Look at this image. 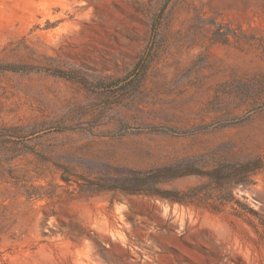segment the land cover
Returning a JSON list of instances; mask_svg holds the SVG:
<instances>
[{
	"label": "rangeland",
	"instance_id": "374dc122",
	"mask_svg": "<svg viewBox=\"0 0 264 264\" xmlns=\"http://www.w3.org/2000/svg\"><path fill=\"white\" fill-rule=\"evenodd\" d=\"M3 65L0 264H264V0H0Z\"/></svg>",
	"mask_w": 264,
	"mask_h": 264
},
{
	"label": "trees",
	"instance_id": "16d2710c",
	"mask_svg": "<svg viewBox=\"0 0 264 264\" xmlns=\"http://www.w3.org/2000/svg\"><path fill=\"white\" fill-rule=\"evenodd\" d=\"M7 68H9L8 66H6V65H3V66H1L0 67V69H7ZM11 68V67H10ZM157 128H162L163 130H169V129H166V128H164V127H157ZM169 170V168H167V167H164V168H157V169H155V170H152V171H150V172H148L146 175H145V177H153V176H161L162 175V173H165V171H168ZM161 174V175H160Z\"/></svg>",
	"mask_w": 264,
	"mask_h": 264
}]
</instances>
